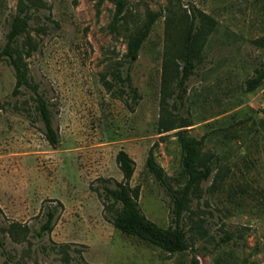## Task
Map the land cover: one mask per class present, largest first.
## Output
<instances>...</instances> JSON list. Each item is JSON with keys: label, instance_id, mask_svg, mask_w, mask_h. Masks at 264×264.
I'll return each instance as SVG.
<instances>
[{"label": "rangeland", "instance_id": "obj_1", "mask_svg": "<svg viewBox=\"0 0 264 264\" xmlns=\"http://www.w3.org/2000/svg\"><path fill=\"white\" fill-rule=\"evenodd\" d=\"M20 2L0 0V47ZM127 2L114 29L110 1L41 0L29 10L18 51L50 104L55 146L31 95L13 92V70L0 61V264H264V81L253 91L245 84L264 67V48L253 44L264 37V0ZM191 9L216 27L180 101L176 67L163 80V61L171 26L179 29ZM149 12L162 16L130 65L134 104L115 76L124 77L128 39ZM165 122L191 125L187 135L202 140L213 163L183 213L190 249L172 255L117 231L102 195L107 182L122 180L115 158L124 151L134 162L129 186L140 189V211L160 228L171 225V199L145 168L152 153L168 185H184L180 129L160 133ZM50 207L57 210L50 234L23 233L14 242L5 232L37 229Z\"/></svg>", "mask_w": 264, "mask_h": 264}, {"label": "trees", "instance_id": "obj_2", "mask_svg": "<svg viewBox=\"0 0 264 264\" xmlns=\"http://www.w3.org/2000/svg\"><path fill=\"white\" fill-rule=\"evenodd\" d=\"M104 1H110L115 6L111 22V27L114 29L119 26L120 22L125 20L128 2L127 0H97V4L101 5ZM41 4V0H21L18 12L10 18L5 43L0 47V61H6L13 70L15 78L13 92L18 93L20 90H24L31 95L33 110L43 126V135L50 145L55 146L58 143V132L53 125L50 104L45 95L40 92L39 86L29 78L17 44L18 38L25 33L28 27L27 14L29 10ZM185 12L186 14L180 20L181 27L174 29L171 26L170 28L169 38L172 46L164 53L162 78L165 79L166 68H169L171 74V68L176 67V98L180 101L186 93V82L194 74L196 66L201 63L206 42L216 27V22L212 18L198 10L191 9L188 11L189 14L187 11ZM161 16L160 12H149L142 25L129 37L126 47L129 66L124 77L121 73H117L115 76L117 81L126 84L133 95L134 104H136L139 96L136 89L130 84V65L138 57L139 51L149 37L153 25ZM253 44L264 48V37L255 39ZM26 45L30 44L27 42ZM26 48L23 54L28 57L29 46ZM263 81L264 67L255 71V75L245 82L246 89L253 91ZM190 126L187 123H182L179 127H175L165 122L159 129L160 133L180 129L176 133V137L180 147V168L185 178L184 185L180 189L174 190L168 185L164 172L156 163L152 153H149L145 163L148 173L161 184L171 199V225L168 228L158 227L140 211L138 207L140 189L138 186H129L134 173V162L124 151H119L115 158L122 180L120 182H107V185L102 187V195L108 203L105 204V207L110 211L108 220L112 226L122 234L157 247L169 255L190 249L189 239L181 224L183 213L187 209L191 195L201 183L210 178L213 172L212 160L202 155V140L187 135L186 128ZM56 214V208H47L42 212L37 229L25 227L21 229L10 225L5 232L11 236L14 242H18L19 234L23 233L24 235L31 233V236L40 238L53 231ZM17 228L22 232H19ZM12 234L15 237H12ZM0 250L3 254L5 253L4 244L1 240Z\"/></svg>", "mask_w": 264, "mask_h": 264}]
</instances>
